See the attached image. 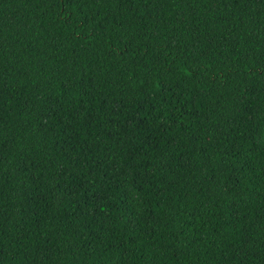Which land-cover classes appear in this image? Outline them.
<instances>
[{
  "label": "trees",
  "instance_id": "1",
  "mask_svg": "<svg viewBox=\"0 0 264 264\" xmlns=\"http://www.w3.org/2000/svg\"><path fill=\"white\" fill-rule=\"evenodd\" d=\"M0 264H264V0H0Z\"/></svg>",
  "mask_w": 264,
  "mask_h": 264
}]
</instances>
